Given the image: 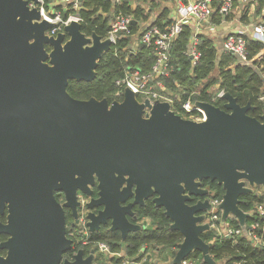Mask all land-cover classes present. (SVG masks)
I'll return each instance as SVG.
<instances>
[{
  "label": "water",
  "instance_id": "95a60500",
  "mask_svg": "<svg viewBox=\"0 0 264 264\" xmlns=\"http://www.w3.org/2000/svg\"><path fill=\"white\" fill-rule=\"evenodd\" d=\"M38 2L0 0V209L6 202L9 213L0 233L10 235L0 264H91L94 250L62 260L71 248L63 208L76 219L77 192L89 196L95 183L97 197L86 206L102 209L88 213L89 232L109 221L123 242L142 229L130 220L132 208L151 199L182 236L169 264L194 252L218 264L200 237L210 229L203 220L211 208L201 183L222 188L220 221L233 217L244 230L249 213L239 197L255 187L264 192V103L255 118L250 103L224 92L222 107L194 103L204 114L196 121L167 101H139L129 89L120 101L75 99L68 83L95 79L110 40L85 35L76 20L48 35L56 24L41 17Z\"/></svg>",
  "mask_w": 264,
  "mask_h": 264
},
{
  "label": "trees",
  "instance_id": "16d2710c",
  "mask_svg": "<svg viewBox=\"0 0 264 264\" xmlns=\"http://www.w3.org/2000/svg\"><path fill=\"white\" fill-rule=\"evenodd\" d=\"M145 1V0H143ZM44 8L51 4L52 0H43ZM132 0H119L112 2L111 0H82L78 9L72 11L64 4H57L55 9L62 8L61 5L67 8L63 16L69 14H77L80 18L81 31L89 36L96 33L98 36L105 38L109 29L112 18L118 14L130 16L132 18L143 17L140 7L131 8ZM160 22L153 25H159ZM133 30V26L130 27ZM189 36V30L185 29L177 41L173 44L170 56L174 64V70L170 77L165 80V85L169 90L182 88L184 91L181 99L173 97L174 103L172 109L177 113L179 104L187 99L191 101H211V93L207 91L209 85L218 79H212L211 69L217 70V75L220 77L219 88L224 92L230 93L236 98L240 105L250 103L254 107L248 111V115L257 118L262 112L263 101L259 98H264V44L247 39L248 63L238 62L232 55L224 53L221 60L215 64V48L212 42L203 36H200L198 48L201 52L199 66L193 70L190 68V62L183 55L186 50V43ZM129 44V39L122 38L117 42L116 47L111 48L98 61L96 69V77L91 82H75L70 81L67 86V92L75 99L86 100L90 97L96 99L106 98L108 102L114 100L116 88L114 86L115 79L121 77L126 66H138L142 70H147L152 62L151 52L139 46L136 55H132L125 50ZM214 81V82H212ZM180 84V87L174 84ZM190 93L194 94L192 97ZM118 98L116 100L120 101ZM223 100L219 99L216 106L222 107ZM213 103V102H212ZM177 108V110H176ZM202 186L208 188L212 192V197L221 198L223 190L215 182L203 180ZM239 207L244 212H251L256 203L263 201V196L253 190V192L241 195L239 197ZM138 217H146L149 220L148 226L141 231L129 234L122 242L119 232L110 231L107 226L100 227L99 230L90 233L88 239L96 241L107 240L110 249L124 248L127 257L134 256L141 247L145 249L154 248H169L173 249L174 255L177 244L182 241V236L178 231L169 229L170 220L163 213V208L155 207L151 199H147L143 207H135L133 209ZM254 217L248 216L245 219V225H248ZM233 226H238L235 218L231 217L227 220ZM213 232H205L200 235L202 240L207 243L211 242L209 253L216 262L222 264H264V232L262 242L259 246L253 245L244 236L236 238L216 237L213 241ZM84 249V248H83ZM89 245L83 251L84 255L89 252ZM66 256L63 254L62 257ZM189 258L198 259V264H204L198 252L192 253Z\"/></svg>",
  "mask_w": 264,
  "mask_h": 264
},
{
  "label": "built area",
  "instance_id": "2783aa9c",
  "mask_svg": "<svg viewBox=\"0 0 264 264\" xmlns=\"http://www.w3.org/2000/svg\"><path fill=\"white\" fill-rule=\"evenodd\" d=\"M38 1L41 17L56 24L55 27L47 31L48 35L54 36L61 32L63 27L71 20L80 21V18L75 13L69 14L67 17L60 16L59 13L54 11V6L51 12L45 11L43 0ZM111 1L118 2L119 0ZM251 1L252 0H175L176 16L174 19L164 26L147 24L146 27L139 32L137 38H135L133 42L132 39H130V27L132 26L133 18L121 14L114 16L105 37L109 38L111 48L114 49L120 39L128 37L129 44L125 47L128 53L136 55L138 47L141 46L148 49L152 57L151 65L147 70H142L140 67L134 65H128L124 68L121 77L114 81V86L116 88L113 95L114 100L122 97L124 89H129L136 95L139 101H143L144 99H149L150 101H167L172 107L174 102L170 100L172 99L171 96H167L168 88L165 85V80L170 77L174 70V64L170 56L173 44L185 29L189 30L186 50L183 52V55L189 59L190 68L193 70L201 58L198 45L200 36H203L204 33V29L202 28L203 25L207 26V30L211 33H216L218 25L226 24L228 17H230L238 4L245 5ZM60 3L68 6L72 11H76L80 5L78 0H60ZM29 6L32 7L33 4L30 2ZM215 15L219 19L218 25L212 21ZM247 39L264 44V3L260 8L259 21L250 24L249 28L243 29L242 31L226 33L220 38L219 46H217L216 50L219 51V53H228L232 55L238 62L248 63ZM223 93V89H218L213 93L211 95V101L213 103H211L214 104L221 99ZM259 100L263 101L264 98L260 97ZM194 103H191L189 99L181 102L177 113L196 121L203 120V112L196 107ZM203 199L205 198L201 200ZM206 199H208L211 208L204 212L203 223H207L210 227V229L205 232L209 231L214 233L213 241L216 237L236 238L244 236L255 246L261 244L264 232L263 201L261 203H256L252 211L249 212V216H253L254 219L248 225H245V229L243 230L239 225L233 226L227 221L225 223L220 221L221 211L218 209V204L221 198L212 197L211 192ZM147 222L146 218V226H148ZM86 243L93 247L100 257L112 254L108 244L103 241L87 240ZM147 256L148 254H146L145 248L142 247L134 256L119 257L122 259V264H155L149 262V260L147 261ZM198 263V259L189 257L181 261V264Z\"/></svg>",
  "mask_w": 264,
  "mask_h": 264
},
{
  "label": "crops",
  "instance_id": "0c3cea01",
  "mask_svg": "<svg viewBox=\"0 0 264 264\" xmlns=\"http://www.w3.org/2000/svg\"><path fill=\"white\" fill-rule=\"evenodd\" d=\"M263 3L264 0H252L250 3L245 5L238 4L234 8L230 17H228L226 24L218 25L219 19L215 15L212 21L218 25L216 33H211L209 30H207L208 27L203 25V37L207 36L214 40L217 43L214 48L219 46L220 38L226 33L242 31L243 29L249 28L250 24L259 21L260 8ZM137 6L141 8L143 17L141 16L137 19L133 18L134 24H132L133 30L131 29L130 37L132 42L135 38H137L139 32H141V30H143L147 24H154L158 20V22H160L158 26H164L170 23L176 16L175 0H132L131 8L135 9Z\"/></svg>",
  "mask_w": 264,
  "mask_h": 264
},
{
  "label": "flooded vegetation",
  "instance_id": "af4514ba",
  "mask_svg": "<svg viewBox=\"0 0 264 264\" xmlns=\"http://www.w3.org/2000/svg\"><path fill=\"white\" fill-rule=\"evenodd\" d=\"M259 115H258V117H259ZM202 187L204 189L209 190L208 188H206L204 186H202ZM91 191H92V193L89 196H87L85 194H82L80 192H77L78 206L76 208V214H77L76 219L73 217V215L71 213V210L69 208H63V210H64V216H65V235H66V237L68 239L71 240V248L64 253L66 256L62 257V260H65L66 259V260L72 261L74 255L77 253V251L79 249H81L83 251L86 249V247L88 246L87 243H86L87 240L91 241L90 239H88V237H89V234L90 233H93V232H89L88 227L86 225L87 218H85V217H87V215H88L89 212L97 213L100 209H102L101 206L94 207L92 209H88L87 208L86 205L89 202L90 198H96L97 197L98 189L96 187V183H95V185L93 187H91ZM54 196H55V199L60 204H62L64 202V197H63V194L61 192L54 193ZM198 199H201V198H199V197H192L191 203H195ZM130 200H127L126 203L128 201H130ZM145 203H146V199L144 200V203L142 205H138L137 204V205H135L132 208V210L135 207H137V206L143 207L145 205ZM7 204L8 203L5 202L2 205L1 209H0V225H2V226L8 224V214L9 213H8ZM134 213H135V211H134ZM130 220L132 222L138 224V225H141L142 226V229H144L146 227V225H145V223H146V217H143V216L142 217H138L136 215V218L135 219H130ZM107 225H108V228H109V221H108L107 224L101 225L100 227H104V226H107ZM141 230H139V231H141ZM133 233H135V232H133ZM129 234H132V233H129ZM9 237H10V235L7 234V233H0V245L3 244V243H5L8 240ZM93 241H96V240H93ZM89 247H90L89 252H87V254L83 255V257H86L87 255H89V253H90L91 250H94V248L91 247L90 245H89ZM6 252H7V250L5 248L0 247V256L1 257H5L6 256ZM103 258L104 257H100V255H98L95 252V250H94V256H93V259H92L91 264H102Z\"/></svg>",
  "mask_w": 264,
  "mask_h": 264
},
{
  "label": "rangeland",
  "instance_id": "374dc122",
  "mask_svg": "<svg viewBox=\"0 0 264 264\" xmlns=\"http://www.w3.org/2000/svg\"><path fill=\"white\" fill-rule=\"evenodd\" d=\"M52 1L53 2L51 4H48V7L46 9L44 8L45 11L51 12V9H53V6H54V9H55V7L57 6V4L60 3V0H52ZM43 4H44V2H43ZM61 7L62 8H59V9L56 8L54 11L56 13H59L60 16H63L65 14L67 8L64 7V5H61ZM209 36L211 37L210 34H209ZM204 37L206 39H208L209 41L212 42L213 47L215 45H217L214 40L210 39L207 36H204ZM216 48L217 47H215V49ZM215 56H216L215 57V64H217V61H219V60L222 59V57L224 56V53H219V51L215 50ZM201 63L202 62L198 63L196 65V67L199 66ZM211 73H212L213 76H211L212 78L210 80H212V79H218L217 81H220V77L217 75V70H216L215 67H213V69H211ZM217 81H215V82L212 81L214 83H211L209 85V87L207 89V91H209V93L213 94V93H215L218 90V88H219V86H218L219 85V82H217ZM174 86L180 87V84L177 83V84H174ZM183 92L184 91H182V88H178L176 90H169L168 89L167 90V94H168L167 96H171L172 99H170V100H172L174 102L173 97L174 98L176 97L178 100H180L181 99L180 98L181 95L184 94ZM194 94H197V93H190L189 96L192 97ZM191 103H193V101H191ZM176 110H177V108H176ZM181 116L184 117V118L189 119V117H187V116H184V115H181ZM254 190H255L256 193H258V195H262L263 196V203H264V192L262 191L261 187H255ZM147 223L149 224V220H148ZM103 242L107 243V240H104ZM108 246L110 248V245L109 244H108ZM145 250H146V254H148L147 261L149 260V262H151V263H155V264H168V262L171 261L172 258H173V256H172L173 249H169V248H166L165 249V248L159 247L157 249L148 248V249H145ZM111 252H112V254H110V255L108 254V255L104 256L103 261H102V264H122V259L120 257H122V256L127 257L125 255V251H124V248L123 247H121L119 249L111 250ZM217 263L218 264H222V262H217Z\"/></svg>",
  "mask_w": 264,
  "mask_h": 264
}]
</instances>
